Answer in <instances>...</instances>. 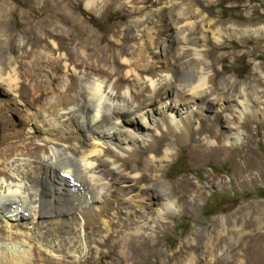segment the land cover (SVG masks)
Segmentation results:
<instances>
[{
  "label": "bare ground",
  "instance_id": "1",
  "mask_svg": "<svg viewBox=\"0 0 264 264\" xmlns=\"http://www.w3.org/2000/svg\"><path fill=\"white\" fill-rule=\"evenodd\" d=\"M104 1L86 0L94 12ZM208 12L203 0H134L123 48L103 47L105 37L16 48L0 26V264H103L113 248L122 260L108 264H264L263 235L252 229L227 248L232 257L212 243L203 261L194 245L158 251L156 229L201 193L160 174L174 143L201 162L228 153L264 178L251 145L229 148L242 127L264 121L261 80L224 77L213 51L238 30Z\"/></svg>",
  "mask_w": 264,
  "mask_h": 264
},
{
  "label": "rangeland",
  "instance_id": "2",
  "mask_svg": "<svg viewBox=\"0 0 264 264\" xmlns=\"http://www.w3.org/2000/svg\"><path fill=\"white\" fill-rule=\"evenodd\" d=\"M133 3L134 0H106L101 9L94 12L87 7L86 0H0V26L4 28L5 37H12L11 45L16 48L20 40L28 49L33 46L34 40L44 37H105L103 47L107 48L113 40H121L123 48L124 38L129 37V9ZM203 3L209 5V19L222 28L233 27L239 32L224 35L232 38L224 39L221 42L223 47L213 51L216 66L224 68L227 79L237 77L245 82L255 76L261 80L264 89V33L241 34L244 29L264 25V0H203ZM41 8L44 15L39 16ZM221 58L220 63L218 60ZM13 119L17 122L20 117L14 115ZM260 123L250 121L249 129L242 127V141L229 145V148L233 153L251 145L259 156L248 154V157L264 166V121ZM247 134L253 140H248ZM172 148L173 157L163 163L160 174H164L175 189H179L180 182L187 181L200 186L201 193L192 192L182 210L166 222L162 221L156 229L160 242L158 251L166 250L168 254H173L180 252L184 245L189 248L194 245L199 260L203 261L211 243L218 244L220 251H226L239 244L241 233L247 234L251 229L263 235L260 243L264 248V178H259L256 170L240 171L245 161L236 163L228 153L209 159L205 155V160L201 162L190 156L184 142L174 143ZM225 221L227 223L222 224ZM251 222L253 225H250ZM224 235L226 241L223 239L220 242ZM228 253L233 256L231 249ZM182 259L183 256H179L170 264ZM121 260L119 249L113 248L110 255L103 259V264ZM145 264H164V261L152 257Z\"/></svg>",
  "mask_w": 264,
  "mask_h": 264
}]
</instances>
